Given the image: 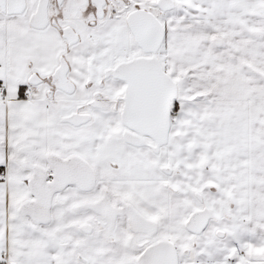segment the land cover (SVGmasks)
<instances>
[{
    "label": "snow or ice",
    "instance_id": "1",
    "mask_svg": "<svg viewBox=\"0 0 264 264\" xmlns=\"http://www.w3.org/2000/svg\"><path fill=\"white\" fill-rule=\"evenodd\" d=\"M0 264H264V0H0Z\"/></svg>",
    "mask_w": 264,
    "mask_h": 264
}]
</instances>
